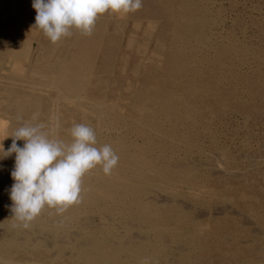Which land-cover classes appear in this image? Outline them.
<instances>
[{"label":"bare ground","instance_id":"6f19581e","mask_svg":"<svg viewBox=\"0 0 264 264\" xmlns=\"http://www.w3.org/2000/svg\"><path fill=\"white\" fill-rule=\"evenodd\" d=\"M209 2L210 0H142V7L134 13L127 15L106 13L99 16L92 35H82L73 30L72 36L62 38L54 44L44 35L42 30L35 28L37 13L32 6L33 0H0V145H3L4 150L7 151L12 144V135L17 128L25 122L37 123L40 117L49 113L53 116L52 125H55L57 120L59 121L60 128L57 135L60 139L70 142L68 130L73 123H85L95 130L97 147L109 144L119 157L118 163L110 175L105 174L101 166H97L83 176L82 199L79 203L68 207L63 213H57L55 209L46 207L30 222V227L25 229L17 226L18 222L13 218L11 212L10 189L14 183L11 172L15 165V153L10 156H3L4 153L0 151V264L25 263L19 259L20 252H25L31 258V262L38 264L34 256L38 251L40 255L41 253L47 255L48 261L45 264H55L56 257L50 253L54 249L60 248L66 249L68 253L62 256L61 252H57L59 257L63 259L64 256H67L70 260L81 259L82 264H119L123 257L120 253L124 251L129 252L128 256L123 257L126 260L125 264H199L184 258L181 260L173 257L163 258V256L167 252L177 254V257H184V253L189 251L195 253L191 256H196L197 252L213 251V247L208 241L210 240L208 239L209 234L204 233L208 227L209 229L211 227L202 224L199 216H194V212L191 215L195 218L193 217L188 221L183 217L184 219L181 221L190 225L189 234L179 236L174 233L177 227L171 226L172 228H170L164 220L163 214L169 216L172 209L166 208L167 212L164 213L162 208L160 210L162 204L167 207L176 201L173 195L179 191L182 192V185L186 188L185 191L189 193L186 194L191 199L202 200L203 191L201 190H205V193L207 191V189H203L205 188V180H195L192 171L183 172L181 166H171L170 163L169 165L163 164L165 166H157L154 162L155 158L153 160L145 156V151L149 148L146 147L145 150L140 146L138 147L134 141L128 145L127 142L125 143V139L120 136L116 139L111 136L105 139L102 137L104 131L108 135L116 128H120L121 124L127 125L126 122H132L137 135L146 136L150 135L148 133H152L159 137L158 139H161L163 143H157L156 146H160V152L165 154L170 148L167 150V145L163 146V144L167 139L169 140V137L170 140H176L180 145H187L186 139L178 138L179 135L177 136L175 131L180 126L179 121L183 117L188 122L191 121L195 124V119L200 116L198 108L189 102L191 99L200 100L206 96L210 111L216 107V97L222 94L227 99V105L231 103L232 95L222 91L218 87V83L217 86L214 84L213 68L203 67L201 69L197 67L200 59L195 56L196 51L199 48L210 47L208 34L213 30V23H215L207 17ZM140 37L144 41H142L143 46L141 47L143 51L134 52L133 47L135 43L137 45V39L139 40ZM125 39L124 50L127 52L123 53L122 45ZM150 47H153V50L151 56L149 55L150 58H147V51ZM120 52L124 54L119 60L121 62L119 64L123 68L121 69V79L114 74V69L118 64L117 56L120 55ZM227 55L230 54L219 51L216 59L225 58ZM129 64H132L130 75L125 70L126 65ZM220 64L222 65V63ZM198 74L199 77L204 78L202 85L198 82L199 77H195ZM118 81H125L127 86L125 94L122 96L126 103L121 102L125 107L118 106L117 101L121 99V96L117 95ZM134 84L138 85V89L140 88L138 92H135L138 95L133 92ZM132 98H135L136 103L137 100L141 99L140 102L138 101L140 104H133ZM47 103H50L49 107L52 108L44 109L43 105ZM36 113L40 117L38 116V119L33 121L32 117ZM90 117L96 119L95 125L91 123ZM44 119L47 120V118ZM166 121L169 124L174 122V124L167 125L169 128H165ZM181 126L183 127V125ZM150 141H148L149 145L151 144ZM157 142L159 141L157 140ZM16 143L22 147L25 141L17 140ZM140 143L144 146V143ZM177 146L179 147V145ZM150 150L152 152V149ZM171 150L172 148L169 152ZM175 154L174 157L177 155ZM156 155L158 156V154ZM165 156L167 157L168 154ZM173 156L171 155V157ZM196 156L198 157V155ZM171 157L169 156V158ZM243 157L242 155L241 158ZM223 160L220 158V160L215 161L213 166L210 165L211 172L206 165L204 166L209 170L207 173H212L209 177L223 176L224 178L228 175L226 161ZM250 160L248 161L253 162V164L257 163L254 159ZM205 162L208 163V161ZM189 163L190 161L187 165L191 166L192 164ZM193 164L195 165V163ZM200 164L202 163L200 162ZM198 165V168L195 167L196 170L199 169ZM201 168L203 169V167ZM256 168L254 167L252 170L256 171ZM190 169L194 172L193 168ZM231 175L229 174V177ZM233 176L236 175L233 174ZM238 176L240 175L238 174ZM211 193L212 191L209 194ZM179 194L181 196L182 193ZM186 194L184 195L186 196ZM183 201L185 200L181 202L183 203ZM177 202L179 203V200ZM183 204L186 205L185 202ZM183 207L187 208L188 206L183 205ZM193 207L189 203L188 208ZM217 209H214L215 212ZM228 209L231 210L232 208ZM228 209L224 210V213ZM248 209L256 218L255 207L248 206ZM210 210L211 207L207 212ZM233 211L231 212L235 216ZM202 212L205 213L206 211L203 210ZM215 212H213V216L208 214L214 217ZM208 214L205 215L208 216ZM237 215L241 216L240 214ZM116 216L123 220L122 227L119 225L117 228L115 227L114 218ZM239 216L238 218H240ZM227 217L229 216L227 215ZM258 218L264 222V216ZM248 221L247 223L250 224ZM240 223L243 225L242 221ZM205 227L207 229L203 230ZM240 228H244V226ZM211 232L213 233V231ZM262 232L261 229L260 234ZM212 236L214 237V235ZM242 237L246 236L242 234L241 239ZM220 239L221 236L218 240ZM223 241L227 243L228 240ZM243 243L246 244L244 241ZM239 245L237 243L232 245L234 255L244 256L242 246ZM232 246L230 247L232 248ZM257 249L255 247V251H258ZM259 257L264 259V252L260 253ZM257 258L256 260L260 259ZM247 263L249 262L247 261Z\"/></svg>","mask_w":264,"mask_h":264},{"label":"rangeland","instance_id":"374dc122","mask_svg":"<svg viewBox=\"0 0 264 264\" xmlns=\"http://www.w3.org/2000/svg\"><path fill=\"white\" fill-rule=\"evenodd\" d=\"M210 6H211V8H210ZM207 17L215 23H213V30L210 31L208 34L210 36V40H209L210 41L209 42L210 47L209 48H199L197 50L198 52L196 51L195 56L198 59H200V63L198 64L199 66L197 65V67L201 68V69L203 67L204 68H211V69L213 68L212 73H214V76H213L214 77L213 78L214 84L217 86V83H218V87L221 88L222 91L232 95L233 99H232L231 103H228V105H227V102H226L227 99H225L224 94H222V95L216 97V99H215L216 107L212 111H210L209 103L207 102L208 100H207L206 96H203L202 99H200V100H192L191 99L189 102L198 108V110L200 112L199 113L200 116L195 119V124L192 123L191 121L188 122L183 117L179 121L180 126H178L177 131H175V134L177 133L176 135L177 136L179 135L178 138L183 137L186 139L188 146L187 145L186 146L180 145L176 140H170V137H169V140L167 139L163 144V146L165 144L167 145V148L165 147L167 150L169 148L170 149L172 148V150L170 152H173L174 154L176 153L177 155L175 154L176 155L175 157L173 156L174 155L173 153L169 152L170 149L165 154L160 152V150H159V149H161L160 146H156V145H157V143L162 142V140L158 139L159 137H157L156 135H154L152 133H148L150 135H146V136L137 135V133L135 132V129H133L134 125L132 122L131 123L126 122L127 125L124 124L125 126L123 124H121L120 128L119 127L116 128L115 131L110 132L108 135H106V132L104 131L102 137L104 139L108 138V136H111L112 138L114 137L115 139L118 136L123 137L125 139V143L127 142L128 145L130 143L135 142L138 147L140 146L141 148H144L145 150L147 148H149L145 151L146 154L145 153L144 154H145V156H148L153 160L155 158L154 162H156L157 166H161V165L165 166L167 164L169 165V163H170L171 166L174 165L175 167L176 166L183 167V168L180 167L181 171H183V172L192 171V175H193L195 180H198V181H201V180L204 181L205 180L206 181L208 178V180L206 182L204 181V183H205L204 187L205 188H203V189H207L208 192L206 191V193H205L204 192L205 190H201V191H203V193H202L203 199L202 200L196 201V200L191 199V197H189L186 194V193H188L187 191H185L186 188L184 187V185H182L181 189H183V190H182V192L179 191V193H182L181 196H179L180 195L179 193L174 194L173 196H174V199L176 198L175 199L176 201H174V203L170 204L171 207L169 205H167V207H166V206H164L165 204H162L160 207V210L162 208V211L164 213V212H167L166 208H168V210L172 209V212L171 213L169 212V214H170L169 216H165L163 214V216L165 217L164 220H165V223L168 226H170V228H172L173 226H174V228L177 227V230L174 233L179 235V236H185V235L187 236V234H189V230L191 229L189 224L187 225L181 221L184 218H186V220L189 221L194 216L195 217L199 216L198 218H199L200 222H202V224L204 223L206 226L209 225L211 227L210 229H209V227H208V229L206 227L203 228V230L207 229L206 230L207 232L202 231V233L204 232L205 234L206 233L209 234L208 239H210V240H208V241H209L210 246L213 247V251L197 252L196 256H191L195 253L189 251L187 253L186 252L184 253V255H183L184 257H177L178 256L177 254L167 252L163 256V258H165V257L166 258H169V257L172 258L173 257V258H177V259H181V260H183V258H184L185 260L186 259L191 260V261L197 262L199 264L200 263H202V264H243V263L246 264L247 261L249 262L247 264H263L264 259L260 258L259 256H260V253L264 252V222L262 220H259L258 217L264 216V164H263L264 163L263 162L264 161V99H262L264 97V0H214V1L210 0L209 12L207 13ZM130 27H131V25L129 26V28ZM214 38H216L217 40ZM142 41L143 40L141 39V37L139 40L137 39V45L135 43V45L133 47L134 52H137V50L143 51V49H141V47L143 46L144 41L143 42ZM214 41H217V42H214ZM124 44L126 45V39L122 45L123 46V49H122L123 53L127 52L124 50V47H125ZM215 44H216V46H215ZM34 48H36V45H34ZM245 48H246V50H245ZM205 49H207V50H205ZM152 50H153V47H150V49H148L147 58H150ZM235 50H237L238 53ZM241 50H243V51L245 50V51L244 52L242 51V53H241ZM219 51H223V52L225 51L226 53H229L230 55H227V57L222 58V59H218V58L216 59ZM239 51L241 54L239 53ZM123 53L120 52V55L117 56L118 64L116 65V67L114 69V74L119 79H121V77H122L121 69H123V68H121L122 65H120L121 62L119 60L121 59V56L124 55ZM207 53H208V55H207ZM206 55H207V57H206ZM199 56H201V57H199ZM32 57H34V56H32ZM229 57H230V60H229ZM201 60H203L204 62ZM205 60H206V62H205ZM222 60H223V62H222ZM211 61L213 64L217 63V64H214L215 68L213 67V64L211 63ZM214 61H216V62H214ZM220 63H222V65L224 63L225 67L222 66ZM219 64L221 67L219 66ZM131 66H132V64H129V65H126V67H125V70H126L128 75H130ZM208 66H210V67H208ZM230 70H231V73H230ZM227 73H228V75H227ZM222 75H225V76H222ZM237 75H239L240 77ZM246 75H247V78H246ZM218 76H220V77H218ZM227 76H229V77H227ZM230 76H232V77H230ZM195 77L198 78L199 74L196 75ZM221 79H224L225 81L221 80ZM203 81H204L203 77L198 78V82H200L201 85L203 84ZM245 81H247V82H245ZM118 82L119 83H118L117 95L121 96V99L117 101L118 106L119 107H125V105L122 104L125 102V101H123L122 96L125 94V89L127 88V86L125 85L126 84L125 81H118ZM229 82H230V84H229ZM139 89H138V85H136V84L133 85L134 94H136L135 92H138ZM136 95H138V94H136ZM134 100H135V98H132L133 104L136 103V101H134ZM138 101L140 102L141 99L137 100V103H136L137 105L140 104ZM49 105H50V103L43 105L44 109L46 108V110H48V108L49 109L52 108L51 106L49 107ZM211 115H212V117H211ZM42 117H40L37 121L43 122L49 126H51L53 124V120H52L53 116L49 115V113L43 117V119L47 118V120L46 119L43 120ZM90 119H91V123L93 125H95L96 119L94 117H90ZM77 121L80 122L79 119H77ZM128 124H130L129 127H128ZM165 124H166L165 128H169V126L174 124V122L172 124H169V122L166 121ZM167 125H169V126H167ZM181 125H183V127L184 126L185 127L183 128ZM127 130H128V132H127ZM116 131H117V133H116ZM195 131H197V132H195ZM201 131H202V134H201ZM178 132H180V133L178 134ZM104 133H105L106 137H105ZM120 133H121V135H120ZM185 134H186V136H185ZM194 134H195V136H194ZM245 134H246V136H245ZM182 135H184V136H182ZM129 138H130V141H129ZM141 138H143V139L141 140ZM150 139H151V141H150ZM152 139L154 142L152 141ZM144 140H147V141H144ZM157 140L159 142H157ZM148 141L151 142L150 145H149ZM140 142H142V144L144 143V146L140 145L141 144ZM113 143H115V142H113ZM146 143H148V144H146ZM168 144H170V146H168ZM177 145H179V147ZM150 149H152V152ZM187 149L188 150L190 149V150L188 151ZM193 149H195V151H197V152L193 151ZM185 150H186V152H185ZM157 151H158V153H157ZM168 152L173 157H171V155ZM201 152H203V153H201ZM182 153H184V154H182ZM187 153H189L190 155L188 156ZM156 154H158L159 157ZM167 154H168V156L166 157L165 155H167ZM162 155L166 158V160H165V158H162L163 157ZM196 155H198V157ZM218 155L220 156V158L222 160L224 159L223 161H226V166H227L228 171H229L228 175L224 176V178H223V176L209 177V176H211L212 173L211 174L207 173L209 170L211 172L210 165L213 166L215 164L216 160L217 161L220 160ZM242 155L244 156L243 157L244 159L241 158ZM169 156L173 159L169 158ZM180 156L181 157L183 156L182 157L183 159ZM216 157H217V159H216ZM188 158H189V160H188ZM159 159H161L163 163ZM202 159L205 161H208V163L205 161L202 162L203 161ZM250 159L256 160L257 163H254V164H253V162L251 163L250 161H252V160H250ZM211 160L213 163L210 162ZM248 160H250V161H248ZM166 161H168V162H166ZM189 161L193 166L187 165V163ZM160 162H161V164H160ZM200 162L204 165L202 166V164H200ZM193 163H195V165ZM163 164H165V165H163ZM179 164H181V165H179ZM198 164H200V165H198ZM197 165L199 166V169H197L199 172L196 170V168H198ZM205 165L209 170H207V168L204 167ZM249 165H252V166L250 167ZM200 166L203 167V169ZM254 167H257L256 171L252 170V169H254ZM190 168H193V169L195 168L194 172ZM201 169H202V171H201ZM231 171H236V172H231ZM237 173L241 177L238 176ZM229 174H232V175L229 177ZM233 174L236 176L234 177ZM202 178H204V179H202ZM210 191H212L211 194H209ZM204 193H205V195H204ZM184 194H186V196ZM206 195L209 197L206 198L207 197ZM177 196H178V199H177ZM183 196L185 199L183 198ZM211 196H213V197H211ZM214 197H215V199H214ZM177 200H179V203L177 202ZM182 200H185V201H183V203L185 202L186 205L181 202ZM206 201H207V204L205 203ZM213 201H215V202H213ZM188 202L190 203V206H194V207L188 208L189 207ZM192 202H194V203H192ZM211 203H213V204L210 205ZM191 204H193V205H191ZM228 204H229V206L227 207ZM183 205L185 207H187V206L188 207L184 208ZM217 205H218V209H217ZM248 206L255 207V210L257 213L256 218H255V215H253L251 213V211L248 209ZM210 207H211V210H213V211L211 212V210H210V212H207V211H209ZM228 208H230V209L232 208V209L229 210ZM245 208L247 211L245 210ZM193 209L194 210L198 209L200 212L198 210L197 211L195 210L196 211L195 212ZM214 209H217L218 212L217 211L215 212ZM226 209H228L227 210L228 213H230L231 211L234 210L233 212L235 213V216H234V214H232V212L230 214H228L227 212H226L227 214L224 213L226 211ZM175 210L179 212V215H178V212H176ZM201 210L202 211L204 210L206 212L203 213ZM219 211H220V214H218ZM193 212L195 214L194 216H192ZM213 212H215L214 217H212ZM208 213L212 216H210ZM250 213H251V216H249ZM205 214L206 215L208 214L209 217L206 216ZM237 214H240L241 216H239ZM227 215L229 217H227ZM201 216H202V218H201ZM238 216L240 218H238ZM219 218H223V219H219ZM246 218H248V220L249 219L250 220L249 221L245 220ZM244 220H245V222H244ZM240 221L243 222V225H242V223H240ZM247 221L250 222V224L247 223ZM122 222H123V220H121L119 217L116 216L114 218V223L116 224V226H115L116 228L118 227L117 225H119V227L120 226L122 227L124 224ZM225 222H226V224H225ZM176 224H178V225L176 226ZM242 226H244V228H240ZM260 228L263 231L262 234H260L261 233ZM243 229L246 230L244 233H242L244 231ZM257 229L259 230V232H257L258 231ZM247 230H248V232H247ZM255 230H257V231H255ZM211 231H213V233ZM250 232L251 233L253 232L252 233L253 236ZM246 233H247V235H246ZM242 234L246 237H242V239H241ZM212 235H214V237ZM220 236H221V239L218 240L220 238ZM247 236H248V238H247ZM261 236H263V237H261ZM224 238L228 241L230 239V241L229 242L227 241V243H226V241H223V240H225ZM243 238H245L246 240L245 239L243 240ZM239 241H241V242H239ZM243 241L246 244H244ZM235 242L238 245L241 243L239 246H242L243 252L245 253L244 256H235L234 255L232 245H235L236 244ZM232 243H234V244H232ZM247 243H248V245H247ZM230 246H232V248ZM255 247H256V249L258 248L257 249L258 251H255ZM218 251H220V252H218ZM57 252H61L62 256L65 253H68V251L66 249L64 250L63 248L56 249V250L54 249L53 251H51L52 254L50 253V255L56 257L55 264H82L83 263V261L81 259L80 260L79 259L78 260H70V259H68L67 256H64V258L62 259L61 257H59L56 254ZM254 252H255V254H254ZM24 253L25 252H20L19 255H21V256L19 257V259L21 261H24L26 264L27 263L34 264L33 262L30 261L31 258H29V256L26 253L25 254ZM247 253H250V254H247ZM187 254H188V256H187ZM120 255L123 257L128 256L129 252L124 251V252H121ZM34 256H35V260L38 261V264H45V262L48 261L47 255L45 253H41V255H40V253L38 251V252H36V254ZM186 256H187V258H186ZM123 257H122V260L119 261V264H125L126 260ZM194 257H196V258H194ZM212 257L214 260L213 259L211 260ZM224 257H225V259H224ZM233 257H234V259H233ZM245 258H246V260H245ZM256 258L257 259L260 258L259 259L260 262H259V260H256ZM160 259H161V257H160ZM236 259H238L237 261H239V262H237ZM254 260H256V261H254ZM64 261H65V263H64ZM208 261H210V262H208ZM25 263H22V264H25Z\"/></svg>","mask_w":264,"mask_h":264},{"label":"clouds","instance_id":"9594fccd","mask_svg":"<svg viewBox=\"0 0 264 264\" xmlns=\"http://www.w3.org/2000/svg\"><path fill=\"white\" fill-rule=\"evenodd\" d=\"M35 28L42 30L52 43L73 35H92L96 21L103 14L127 15L142 7V0H33ZM39 114L33 115L36 121ZM20 119V117H18ZM59 121L49 126L43 122H25L16 129L3 156L15 153L11 172V212L17 226L29 228L46 207L63 213L82 199V178L101 166L111 174L119 157L109 144L97 147L95 130L85 123H73L68 130L70 142L57 135ZM23 140V146L16 141Z\"/></svg>","mask_w":264,"mask_h":264}]
</instances>
